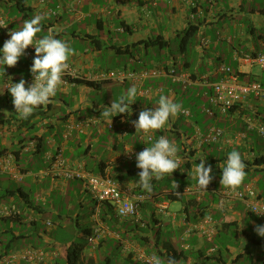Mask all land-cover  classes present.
Returning a JSON list of instances; mask_svg holds the SVG:
<instances>
[{
    "label": "crops",
    "instance_id": "0c3cea01",
    "mask_svg": "<svg viewBox=\"0 0 264 264\" xmlns=\"http://www.w3.org/2000/svg\"><path fill=\"white\" fill-rule=\"evenodd\" d=\"M259 1L0 0V14L8 28H19L25 20L40 15L42 31L37 35L53 34L74 50L67 69L72 74L65 71L51 102L38 107L26 120L15 113L3 82L10 77L13 83L31 78L35 52L30 58L22 56L14 67L5 66L4 76L0 75V264H68L63 248L73 246H81L75 264H145L144 259L153 254L167 264L162 245L168 242L183 251L178 264H237L252 256L253 248L257 254L264 252V240L255 231V220L262 221L242 201L223 200L221 194L232 190L221 186L218 167L235 149L242 155L247 176L264 174V164H253L264 158V137L256 129L264 126V104L250 98L227 116H209L204 111L213 95V84L223 76L222 67L240 82L263 81L264 70L242 59L244 55L255 57L264 52L257 38L264 35V7L258 6ZM190 26L197 29L193 43L184 53L178 50V57L173 56L172 44ZM155 39L168 46L158 49L142 45ZM4 43L0 31V49ZM155 68L168 73L139 84L95 80L111 70L140 72ZM170 69L174 76L169 74ZM75 80L99 84L100 88ZM112 85H120L119 97L130 86L137 87L131 112L113 117L112 129L104 120L85 125L89 119H99L102 111H93L96 105L87 101L88 97ZM160 95L173 102L191 98L202 103L197 112L184 109L189 117L178 114L153 131L155 140L165 136L176 144L184 162L178 172H173L178 178L173 173L160 179L154 177L153 190L148 192L136 183L140 170L135 156L151 143L143 141L133 122L141 111L155 108ZM201 114L214 123L202 125L197 117ZM247 118L254 121L256 127L252 130L246 127ZM212 128L221 129L223 136L215 143H207L205 138ZM122 129L128 132L122 134ZM103 132H110V139H105ZM94 147L101 153H94ZM57 157L79 163L92 175L108 176L131 201L143 195L139 219H118L114 211L106 212L105 205L91 198L82 181L48 174L49 165ZM201 158L212 167L213 180L206 192L197 189L190 172ZM13 172L22 174L20 182L12 179ZM180 181L184 184L180 185ZM256 185L257 179L252 178L235 189H252L263 202L264 194ZM18 189L27 198L26 203L17 194L9 196L8 191ZM172 190L182 195L184 203L179 202L180 207H172L173 202L165 196ZM160 205L166 206L162 212ZM97 227L103 232L96 238ZM48 234H54V239H48ZM220 235L232 237L238 246L222 252L213 244ZM30 249L40 251L43 259H23L22 254ZM254 263L253 260L251 264Z\"/></svg>",
    "mask_w": 264,
    "mask_h": 264
},
{
    "label": "clouds",
    "instance_id": "9594fccd",
    "mask_svg": "<svg viewBox=\"0 0 264 264\" xmlns=\"http://www.w3.org/2000/svg\"><path fill=\"white\" fill-rule=\"evenodd\" d=\"M41 20L42 16L36 15L25 20L21 27L9 31L10 39L6 40L0 49V75L3 77L5 66L14 67L25 50L29 46L34 47L35 57L30 68L32 83L26 87L25 79L21 78L18 83H13L11 77L7 83L3 82L4 89L6 88L12 97L15 113L25 120L38 107L51 102V98L56 95L63 83V74L69 68L68 61L74 54V50L64 39L57 38L53 34L43 37L37 35L42 31ZM0 27L4 26L0 25ZM137 95V87L130 86L125 94L112 101L110 106H102L100 118L95 120H104L111 125L113 117L131 112V105L136 102ZM181 111L180 103L160 95L157 106L141 111L133 126L137 132L148 134L163 128L170 118L177 116ZM132 148L128 152H131ZM135 159L136 167L140 170L136 183L148 192L153 190L154 177L160 179L165 175H172L178 168L181 169L178 147L165 136H160L150 146H146L143 151L136 154ZM218 167L221 169V186L226 189L237 188L245 179L246 164L241 153L235 149L227 154L223 165ZM190 172L196 181L197 189L206 192L213 176L212 167L206 166L205 158H201ZM255 213L264 215L261 211ZM255 231L259 237L264 238V225L256 226ZM148 260L149 264H162V258L156 254L151 255ZM167 264H178V262L174 257H168Z\"/></svg>",
    "mask_w": 264,
    "mask_h": 264
},
{
    "label": "built area",
    "instance_id": "2783aa9c",
    "mask_svg": "<svg viewBox=\"0 0 264 264\" xmlns=\"http://www.w3.org/2000/svg\"><path fill=\"white\" fill-rule=\"evenodd\" d=\"M0 31L6 40L10 39L8 33L11 31L7 27L6 20L0 14ZM264 48V44L262 45ZM35 52L33 46H29L25 50L23 57L30 58ZM242 59L248 63L256 64L260 69L264 70V52L258 54L257 56L244 55ZM67 73L72 74L71 71L66 70ZM221 72L223 74L222 78L213 84L212 90L213 95L210 98L208 107L204 109L205 113L209 116H213L215 113L227 116L232 109H237L243 105L250 98L264 104V88L260 85L258 81H248L240 82L236 75L229 72V69L222 67ZM167 70L163 68H155L149 71L135 72L127 69L111 70L99 74L95 79L96 81H108L115 83L132 82L134 84H139L148 78H156L162 74H167ZM169 74L174 76V71L170 69ZM32 83V77L26 80V85ZM145 91L143 94H147ZM183 117H189V112L187 110H182L180 113ZM85 125H96L98 122L93 119H89L84 122ZM246 127L252 130L254 126V121L252 118L246 119ZM109 129L113 128V125H108ZM129 130V128H127ZM127 129H122V134L128 132ZM257 133L260 137H264V126H257ZM142 133V139L146 143H153L155 141V134L153 132L145 134ZM223 136V131L221 129L212 128L208 132L205 141L207 143H215L219 138ZM67 133H65L64 138L66 139ZM202 142L199 143L201 145ZM184 159L180 158V167L183 166ZM180 168L176 171L178 172ZM48 174H51L55 178H60L64 180H80L82 181L85 189L91 196V198L96 203H109L114 210V213L118 219L122 220H132L137 221L138 208L143 202L144 196L138 195L134 201L129 200L121 190L115 181L106 175L98 174L92 175L88 173L82 165L79 163H69L59 157L55 158L48 167ZM11 177L14 181L20 182L22 180V174L19 172L11 173ZM223 200L225 198H234L236 200L242 201L246 206L247 210L255 215L259 220L264 223V215H258L256 211L264 212V201H259L252 189H232V191H225L222 194ZM166 209L165 205L159 206V211L162 212ZM6 211V210H4ZM102 229L97 227L94 231V235L97 238L101 233ZM22 258L28 261L40 262L43 259V254L37 250H27L22 254ZM145 264H149L148 258L144 259Z\"/></svg>",
    "mask_w": 264,
    "mask_h": 264
},
{
    "label": "rangeland",
    "instance_id": "374dc122",
    "mask_svg": "<svg viewBox=\"0 0 264 264\" xmlns=\"http://www.w3.org/2000/svg\"><path fill=\"white\" fill-rule=\"evenodd\" d=\"M259 7H264V0H260L258 3ZM173 45V49L171 48V54L175 57H178V48H179V40L175 43L172 44ZM154 60V57H153ZM159 60V57L157 56L156 61ZM149 62H151L152 64V60H149ZM154 68V67H153ZM263 82H264V75L262 77ZM117 87H120V85H112V86H107L105 87V89L100 92V91H93L92 94L88 97L87 101L89 100L90 102H93L96 107L93 109V111H96L97 113H99L102 109V106L104 103L108 104L110 106L112 101H116L119 98V89ZM196 101L197 103L193 104V102ZM177 103H180L182 105V110L189 108L192 112H197L199 109V107H197L199 104L202 103V101L200 100H195V99H191V98H186L183 100L178 101ZM89 114H91V112L89 111ZM194 115V114H193ZM200 119V122L202 125H206L211 126L214 122L211 118H208L204 115H198L197 116ZM220 125H218L217 127H219ZM103 135H105V139H110V132H103ZM102 147V146H101ZM94 153H101L100 148L98 147H94ZM97 155V154H96ZM88 163H90L91 161L88 160ZM22 166H25V164H22ZM35 165H33L34 167ZM255 178L257 179V185L256 187H258V190H260L261 194H264V174H259V173H253L250 174L249 176H245V179L243 180V183H246L247 180L249 181L250 179ZM243 183H241L240 185H242ZM163 184H166V180L163 182ZM180 185H183L184 183H182L181 181L179 182ZM13 188H15V185L12 184L11 185ZM172 207L177 206L180 207L181 204L179 202H173L171 203ZM52 217V216H51ZM256 221V226L258 225H264L262 222L260 221ZM55 237L54 234H48L47 238L50 240H53ZM72 237V233L69 235V238ZM263 239L264 238H261ZM213 244L214 246H216L217 248L221 249L222 252H224L225 249H234L238 246V244L235 242V240L232 237L229 236H224V235H220L219 237L214 238L213 240ZM192 246V245H191ZM257 250H255L253 248V250L251 251V255L253 256H249L244 258L242 261H240L237 264H251V262L254 260L255 263L254 264H263L264 261V252L262 254H257L256 252ZM256 254V255H255Z\"/></svg>",
    "mask_w": 264,
    "mask_h": 264
},
{
    "label": "trees",
    "instance_id": "16d2710c",
    "mask_svg": "<svg viewBox=\"0 0 264 264\" xmlns=\"http://www.w3.org/2000/svg\"><path fill=\"white\" fill-rule=\"evenodd\" d=\"M197 33V29L194 28L193 26H190L188 27L187 29H185L182 33H181V38L179 40V52H185V50L193 43L194 41V38H195V35ZM258 39H260L261 41V46L264 44V35H260L257 37ZM142 45L144 47H156L158 49H162L163 47H167V43L166 42H163L161 40H158V39H155L154 41H150V42H145V43H142ZM126 53V51L124 52ZM76 83H84V82H81L79 80H75ZM259 82V81H258ZM260 85L264 88V82H259ZM85 85H88V86H92V87H95L97 89L100 88V85H94L90 82H85L84 83ZM234 110L236 109H232L229 114L231 112H234ZM254 166H259V164H264V158L261 157L260 159H256L254 161ZM252 166V165H250ZM188 167V166H186ZM173 176L174 177H179V175H175V173H173ZM168 187V185H167ZM8 194L9 196H13V194H17V198L21 199V201L23 203H26L27 202V198L24 197L21 193H20V190H11L8 191ZM167 200L171 201V202H182V195L180 193V191H171L170 193L166 194L165 195ZM7 197V196H5ZM101 205H105L106 206V212H111V211H114L113 210V207L107 203V202H104V203H101ZM162 250H164L165 254H167L168 257H174L176 259V261L180 260L182 257H183V251H177L171 243H164L162 245ZM63 251L65 253V258L68 262V264H75L77 261H78V258H79V255H80V252H81V246H73V247H69V248H63Z\"/></svg>",
    "mask_w": 264,
    "mask_h": 264
}]
</instances>
